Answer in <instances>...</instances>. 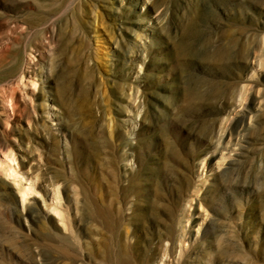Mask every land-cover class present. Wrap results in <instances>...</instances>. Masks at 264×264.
<instances>
[{"label": "rangeland", "instance_id": "obj_1", "mask_svg": "<svg viewBox=\"0 0 264 264\" xmlns=\"http://www.w3.org/2000/svg\"><path fill=\"white\" fill-rule=\"evenodd\" d=\"M0 264H264V0H0Z\"/></svg>", "mask_w": 264, "mask_h": 264}, {"label": "bare ground", "instance_id": "obj_2", "mask_svg": "<svg viewBox=\"0 0 264 264\" xmlns=\"http://www.w3.org/2000/svg\"><path fill=\"white\" fill-rule=\"evenodd\" d=\"M57 192H59V191H57ZM26 194V193H25ZM23 199H26L25 198V196H24V198ZM52 210V209H51ZM54 210H56L57 212L56 213H59V214H61L60 212H58V210L57 209H54ZM62 215V214H61ZM59 216V215H58Z\"/></svg>", "mask_w": 264, "mask_h": 264}]
</instances>
